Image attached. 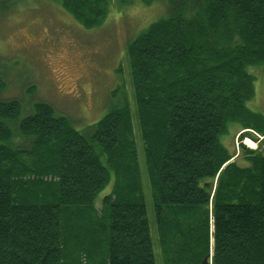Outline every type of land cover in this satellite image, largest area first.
Returning a JSON list of instances; mask_svg holds the SVG:
<instances>
[{
	"label": "trees",
	"instance_id": "1",
	"mask_svg": "<svg viewBox=\"0 0 264 264\" xmlns=\"http://www.w3.org/2000/svg\"><path fill=\"white\" fill-rule=\"evenodd\" d=\"M47 1L95 30L112 2ZM165 1L126 44L164 264H264V155L241 143L243 166L221 140L264 135V0ZM21 99L0 97V264H157L129 99L83 129Z\"/></svg>",
	"mask_w": 264,
	"mask_h": 264
},
{
	"label": "rangeland",
	"instance_id": "2",
	"mask_svg": "<svg viewBox=\"0 0 264 264\" xmlns=\"http://www.w3.org/2000/svg\"><path fill=\"white\" fill-rule=\"evenodd\" d=\"M138 2L124 6L112 0L101 28L95 30L84 27L56 3L6 0L5 6L0 5V73L8 75V86L0 97L22 98L23 115L29 112L26 102H31L32 98L49 100L59 111L68 114L79 129L100 119L112 106L129 99L156 262L164 264L144 144L137 126L126 44L149 23L167 15L168 5L165 0L150 5ZM248 70L256 76L255 96L248 101V106L264 115V65L250 66ZM35 86L37 91L29 95L28 89ZM240 127L237 122L229 123L221 140L230 153H235L232 160L246 166L249 162L241 143L260 149L264 155V135L256 134L261 140L258 143L249 134L239 136ZM247 138L255 145L252 146ZM110 188L111 182L101 196Z\"/></svg>",
	"mask_w": 264,
	"mask_h": 264
},
{
	"label": "bare ground",
	"instance_id": "3",
	"mask_svg": "<svg viewBox=\"0 0 264 264\" xmlns=\"http://www.w3.org/2000/svg\"><path fill=\"white\" fill-rule=\"evenodd\" d=\"M247 140L250 141V144H251V145H252V144L255 145L254 141H252L250 138H247ZM253 145H252V146H253ZM61 253H62V252H61ZM210 264H211V262H210Z\"/></svg>",
	"mask_w": 264,
	"mask_h": 264
},
{
	"label": "water",
	"instance_id": "4",
	"mask_svg": "<svg viewBox=\"0 0 264 264\" xmlns=\"http://www.w3.org/2000/svg\"><path fill=\"white\" fill-rule=\"evenodd\" d=\"M205 263L209 264L207 257L204 259Z\"/></svg>",
	"mask_w": 264,
	"mask_h": 264
}]
</instances>
